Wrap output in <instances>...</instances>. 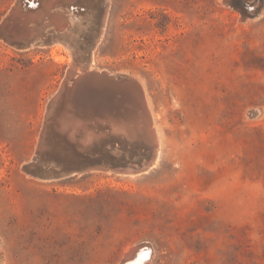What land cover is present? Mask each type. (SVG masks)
I'll return each instance as SVG.
<instances>
[{"label": "rangeland", "instance_id": "obj_1", "mask_svg": "<svg viewBox=\"0 0 264 264\" xmlns=\"http://www.w3.org/2000/svg\"><path fill=\"white\" fill-rule=\"evenodd\" d=\"M17 1L0 0V26ZM98 1L73 27L85 49ZM224 1L110 0L94 62L142 85L159 138L134 175L24 171L72 48L0 38V264H121L149 244L145 264H264V9ZM124 94L105 96L111 113L79 112L126 117Z\"/></svg>", "mask_w": 264, "mask_h": 264}, {"label": "bare ground", "instance_id": "obj_2", "mask_svg": "<svg viewBox=\"0 0 264 264\" xmlns=\"http://www.w3.org/2000/svg\"><path fill=\"white\" fill-rule=\"evenodd\" d=\"M23 1H17L0 26L6 42L8 41L11 45L16 48L20 47L23 50L34 46L44 48L51 46L49 44L54 41L68 39L72 48V61L70 62L67 78L60 92L51 102L47 118L45 119L46 125L38 140L39 144L35 161L40 164L44 174L48 175L46 178H58L59 174L63 173V170L58 166L47 167V163L50 160L48 155L50 148H52L50 152H54L60 158L80 159L84 156L101 155L105 159L110 150L109 144L114 146V148H121L123 145L125 150H134L133 148L136 147L135 143L145 142L150 153L147 154L148 152L146 151L147 153H145L144 151L140 155L139 162L131 161L124 167H118V172L134 175L147 171L156 159L159 138L152 112L147 106V100L144 98V88L136 80L126 75H116L98 68L94 62V51L101 41L105 30L110 0H99V8L93 11L96 15L92 23L94 27L90 31L93 35L90 40V46H87L88 50L82 47L78 41L77 33L73 30L74 26H79L80 24L75 20L78 15L75 11L69 10V7L75 3L87 7V4L91 2V4H94L97 0H30L31 4H24ZM253 1L250 0L249 2L252 3ZM259 2L254 6V17L262 14L264 9V2ZM224 3L226 2L224 1ZM260 5L263 9L258 8ZM29 7L33 9L30 10ZM244 16L245 18H250L252 14H245ZM53 27L60 34L56 36L52 32L51 28ZM109 93L117 98H119V95L123 96L124 93L133 96L130 98L131 96L129 95L131 99L130 105H127V101L121 100V108L129 109L130 111L128 116L125 117L124 114L113 113L114 108L113 111L110 108L113 115L104 114L102 116L100 115L102 112L92 116L88 114L81 115L83 111L90 112L96 109L106 113L109 112L110 102L105 97ZM113 95L112 97H114ZM80 110L81 112H79ZM51 122H53L56 137L60 141H56L59 145L57 151L54 150V147H51L52 145L46 139L45 130ZM53 144L56 143L54 142ZM140 145L141 150L142 144ZM85 169L111 171L106 162L89 167L85 166ZM148 244L146 243V245ZM152 250L150 244L145 247L140 246L136 254V249L131 250V256L126 257V260H124L127 263L123 264H145L152 257Z\"/></svg>", "mask_w": 264, "mask_h": 264}, {"label": "water", "instance_id": "obj_3", "mask_svg": "<svg viewBox=\"0 0 264 264\" xmlns=\"http://www.w3.org/2000/svg\"><path fill=\"white\" fill-rule=\"evenodd\" d=\"M18 1H22V0H18ZM34 1V0H31ZM250 0H225L226 3L228 4H232V3H238L239 6L242 8L243 12L248 15V14H252L255 15L254 10V6L257 4V0H254L252 3L249 2ZM23 3L25 4H31L30 0H24ZM23 4V7H24ZM262 5V3H261ZM261 5L258 8H261ZM29 9H33L32 7H29ZM69 10L71 11H75V13L78 15V18H75L76 22L78 24H81L86 17H88V15L86 16V14H84L85 12H91L89 7H85L83 5L80 4H71L69 7ZM80 26V25H79ZM52 32L54 34H56V36L58 34H60V32L55 29L54 27L51 28ZM0 38L4 39L3 37V30L0 27ZM5 40V39H4ZM6 41V40H5ZM8 42V41H7ZM9 43V42H8ZM18 45H22V44H18ZM17 45V46H18ZM90 46V45H89ZM20 48V47H19ZM88 50V47H87ZM46 139L47 141L52 145L51 147H54V150L57 151L58 148V144H53L56 138V131L55 128L53 126V122L49 123L47 128H46ZM50 132H53V137L49 138ZM54 139V140H53ZM54 142H51V141ZM109 153L107 154V157L104 159L101 155L97 156V155H93V156H86L85 158L82 157L80 159L78 158H69V159H65V158H60L57 154H55L54 152L51 153V148L48 150V155L49 157V161L47 163V167L53 166L56 167L58 166L59 168H61L63 170V173L59 174L58 178L55 179H61L64 177H69V176H76L78 174L81 173H86V172H90V171H94V170H89V169H85V166L89 167V166H94L95 164L98 163H107L109 165L110 168V172H115V173H119V174H124V173H120L118 172V167H124L127 163H130L131 161L133 162H139L140 158H141V154H139L140 152L137 150H125V148H123V145L121 146V148L115 147L109 144ZM36 157V156H35ZM24 171L30 174H33L39 178L42 179H48L46 178V176L48 177L47 174H44V171H42L40 164H38V162L34 160L26 165L24 167ZM146 262V260H145ZM144 262V263H145ZM123 263H127V261H123L121 262V264Z\"/></svg>", "mask_w": 264, "mask_h": 264}]
</instances>
